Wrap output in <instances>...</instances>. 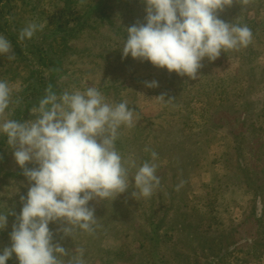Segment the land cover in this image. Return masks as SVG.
I'll list each match as a JSON object with an SVG mask.
<instances>
[{"label":"rangeland","instance_id":"1","mask_svg":"<svg viewBox=\"0 0 264 264\" xmlns=\"http://www.w3.org/2000/svg\"><path fill=\"white\" fill-rule=\"evenodd\" d=\"M225 6L218 17L247 25L252 40L205 59L191 79L122 56L126 29L145 22L144 0H0V34L15 54L0 56V80L13 87L3 119H33L49 85L58 94L96 87L136 111L116 141L129 177L157 154L160 185L150 197L134 196L132 181L118 197L90 201L94 231L77 228L71 238L56 221L53 244L82 249L85 264H264V0ZM28 22L44 27L20 40ZM29 187L0 135V213L8 215L0 251L11 247ZM7 264H19L15 254Z\"/></svg>","mask_w":264,"mask_h":264},{"label":"clouds","instance_id":"2","mask_svg":"<svg viewBox=\"0 0 264 264\" xmlns=\"http://www.w3.org/2000/svg\"><path fill=\"white\" fill-rule=\"evenodd\" d=\"M145 22L126 29L122 56L148 61L169 73L196 79L202 61H215L222 52L247 47L252 40L247 25L229 24L217 13L226 0H144ZM44 27L28 22L19 39H32ZM0 56L15 58L11 42L0 34ZM149 88L157 81L147 82ZM13 87L0 80V135L7 137L17 164L30 187L21 197L23 207L13 225L11 247L0 251V264L15 254L19 264H85L82 249L74 253L53 244L49 224L65 221V236L74 229L91 233L97 223L93 200L125 193L132 181L135 192L150 197L159 187L157 154L131 178L116 148L122 126L131 127L135 110L127 102L112 103L96 87L57 93L52 85L31 109L33 119H3L12 103ZM165 101L163 96L157 98ZM37 166L27 168L29 163ZM135 167L134 163L132 164ZM138 190V192L136 191ZM8 215L0 213V229Z\"/></svg>","mask_w":264,"mask_h":264}]
</instances>
